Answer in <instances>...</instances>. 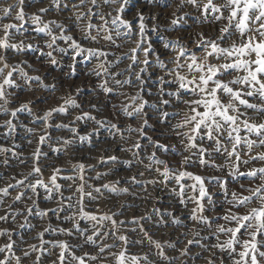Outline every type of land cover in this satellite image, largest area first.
I'll use <instances>...</instances> for the list:
<instances>
[{
	"label": "snow or ice",
	"instance_id": "snow-or-ice-1",
	"mask_svg": "<svg viewBox=\"0 0 264 264\" xmlns=\"http://www.w3.org/2000/svg\"><path fill=\"white\" fill-rule=\"evenodd\" d=\"M201 24L216 34L193 31ZM81 74L89 83L74 82ZM100 95L102 105L93 102ZM102 107L111 119L98 117ZM20 128L35 144L28 155ZM0 140V225H9L0 227V264H264V0L0 6ZM85 146L99 156L75 160ZM65 156L70 168L56 163ZM121 167L131 175L90 183ZM160 193L179 214L156 206ZM136 200L151 211L125 218ZM153 228L170 231L157 237Z\"/></svg>",
	"mask_w": 264,
	"mask_h": 264
},
{
	"label": "rangeland",
	"instance_id": "rangeland-1",
	"mask_svg": "<svg viewBox=\"0 0 264 264\" xmlns=\"http://www.w3.org/2000/svg\"><path fill=\"white\" fill-rule=\"evenodd\" d=\"M17 2V0H0V6H6L7 4H15ZM161 3H163V0H161ZM40 5H36V6H33L31 8H26V12H34L36 11V8L39 7ZM173 7H175V5H173ZM157 11L159 9H156ZM186 11H191V8H187L185 9ZM171 11V9L169 10ZM67 15V13H64V14H49L47 17H45V19H56L58 21H63L65 19V16ZM163 22V21H162ZM191 23V21H190ZM193 31H203V32H206L207 34L209 35H215L216 32L214 31V27L212 25H209V24H201L199 26H194L193 28ZM77 36H79L78 33H75ZM155 38V37H154ZM131 46V45H129ZM125 51H126V48H125ZM40 56L39 52H29L28 53V59L34 64L35 67L37 68H40L41 69V72H44L45 71V68L46 66L43 65L41 63V61L39 59H37L38 57ZM23 58V57H21ZM67 59H65V64L67 63ZM127 61H125V64L124 65H121V67H124L126 65ZM85 68V64L84 63H80L78 65V71H82L83 69ZM67 71V68L64 67L62 68V70H53V75H57V76H60L62 78V72H66ZM89 80L90 78L84 76V75H79L78 77L74 78V82L76 84H80V83H89ZM49 82H50V78H49ZM72 82V81H70ZM92 83H94L95 81L92 80L91 81ZM129 91H131L129 89ZM32 95H46V93H43V92H36V93H21V98L22 99H27L29 98L30 96ZM59 95V93H58ZM95 95V94H94ZM88 99V95L87 93L84 94V96L81 98V102L85 101ZM103 100H104V97L103 95H100L98 97V100H94L93 102H98L100 103L101 105L103 104ZM52 103H55V101H52ZM41 107H46L45 105H41ZM95 114V113H94ZM104 116H107L109 117L110 119L112 118V114H111V111L107 108V107H102V111H100L98 113V117H104ZM20 119L23 120V122L25 124L28 123V118L26 117V114H21L20 116ZM58 119H62V118H58ZM82 127V130L86 131L88 129H91L93 127V125L91 123H89L87 125V128H83ZM15 135V139L16 141L21 144L23 147H22V151L24 152L25 155H28V153L32 150V148L35 147V144H33L31 147H29L26 143V140L24 139L26 133L24 131L23 128H20L17 130V133L14 134ZM54 136H58V135H64V136H67L69 135L67 132H54L53 133ZM109 134L106 130H101L100 132V139L103 140L105 137H107ZM95 139V137H94ZM4 141L3 140H0V143H3ZM175 142V141H173ZM101 147H103V145H101ZM45 151H49L47 148H45ZM89 152H91V155L92 156H99V152L96 151V150H91L89 149L87 146H85L81 151L77 152L76 154V157H75V160H79V159H82L83 157L87 156L89 154ZM118 155H120L121 157H125V154L124 153H117ZM55 154L49 152V156H54ZM70 155H71V150H70ZM130 156V154H128ZM69 159L68 156H65V157H61L59 160L56 161L57 164H61V165H64L65 167H69L70 168V165L67 164V160ZM178 160V157L176 158ZM75 162V161H74ZM84 162L86 164H93L96 166V171H99V172H105V171H108V168L105 167V166H101L100 164L97 163V160L93 159V160H87L85 159ZM220 162V161H218ZM24 171H27V169H23ZM140 170H143L141 166L137 165L133 171H140ZM190 171H194V172H198L199 174L201 175H212V174H217V173H212L211 170H208V169H205L203 171H201L200 169H197V168H193V169H189ZM0 171H2V169H0ZM50 173L48 171L45 172V177H47ZM87 175L89 176H95L96 175V172H89L87 173ZM127 175H131V173L127 172L126 171V167H121L119 169V171L114 174V175H109L107 177H103L101 179V181H90V183H94V184H98V183H104V182H107V181H114L115 179H117L118 177L120 178H123ZM62 183H67V182H62ZM77 183H79V181H77ZM0 186H3L2 184H0ZM66 195L68 194L67 192L65 193ZM161 195H164L163 193H160ZM13 195H15V193H13ZM124 197H120L119 198V201L122 203L124 201ZM131 202V201H130ZM171 202V203H170ZM136 204H139L140 207L139 208H133L131 211L127 212L126 213V217L125 218H131L133 215H142L144 214V212H150L153 205L151 203L149 204H142L139 200H136L135 201ZM158 207H161L162 209L163 208H170L172 210H175L177 212V214H179V212L181 211V206L175 201L173 200L171 197L167 196V195H164V202L162 205H156ZM100 207L103 211H107V207L105 206V203L104 201H101V204H100ZM189 207H192V205H189ZM115 210V209H113ZM0 214H2V212H0ZM35 223V221H33ZM70 227V225H68ZM82 226H83V222H82ZM0 227H9V225H0ZM145 227H148V228H151V221H148V222H145ZM153 232H155L156 236L159 237L162 233H166V231H170L169 230H157V229H152ZM32 235H35V233H32ZM133 238L136 237V234H130ZM27 238V236H26ZM47 239H51V237H46ZM61 239H65L66 237H60ZM2 242V241H0ZM30 242H34V243H38V241H30ZM111 242V241H109ZM147 248V245L145 244L144 248H140V246H132L131 247V252L132 253H138V252H142L144 250H146ZM79 254V253H78ZM54 258V257H53ZM32 259H34V256L33 258L29 259V260H26L24 262V264H32ZM45 264H47V261L45 262Z\"/></svg>",
	"mask_w": 264,
	"mask_h": 264
}]
</instances>
